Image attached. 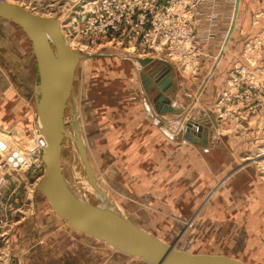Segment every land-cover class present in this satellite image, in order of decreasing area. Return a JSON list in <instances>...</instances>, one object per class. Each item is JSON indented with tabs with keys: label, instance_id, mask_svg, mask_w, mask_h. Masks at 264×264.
<instances>
[{
	"label": "rangeland",
	"instance_id": "rangeland-1",
	"mask_svg": "<svg viewBox=\"0 0 264 264\" xmlns=\"http://www.w3.org/2000/svg\"><path fill=\"white\" fill-rule=\"evenodd\" d=\"M4 1L25 7L37 15L54 18L60 26H65L76 11L81 10L78 5L91 0ZM219 2L224 4L222 10H214L207 24L209 39L199 41L202 55L193 58L186 66L176 56L169 57L166 49L153 58L151 65L142 68L138 62L142 57L138 52L124 46L106 42L94 47H80L72 43L74 50L80 53V60L64 115L61 174L71 194L88 207L117 215L138 228H145L138 220L141 216L138 205L129 201L123 191L107 182V177L100 173L102 164L99 168L98 153L91 150V136L86 135L91 121L88 107L94 100L98 107L107 109L108 102L125 94V89L132 90L134 82L140 84V76L147 69L158 63L170 65L189 79L202 80V92L211 91L208 110L216 113L215 118L216 115L218 118L217 127L211 126L215 129L212 131L215 132L212 147L218 148L216 152L219 155L223 151L222 157L228 160H219H226L230 168L222 173L221 179L213 178L211 189L197 202L194 214L180 217L176 222L178 225L171 230L146 232L192 254L224 255L243 264H264V202L258 209L251 196L244 194L240 198L244 208L242 215V205L231 185L232 177L242 171V175L253 176L256 183L246 184L245 193L258 184L264 199V0ZM1 23L18 27L8 20L0 19ZM28 43L32 47L29 39ZM0 44L7 45L0 50V164H8L3 172L5 179L0 208L5 212L7 223L4 232L9 239L7 245L0 247V259L4 263L13 261V264H21L13 250L26 245L32 235L31 222L42 221L45 220L44 215H52L69 225L54 214L48 200L36 190L37 181L41 178L35 162L38 149L28 139L36 118L31 99L33 84L28 90L31 79L19 71V60L13 63L11 57L12 53L16 57L20 52L16 49L15 53L11 49L7 32L1 26ZM53 49L55 51L54 46ZM35 82L37 89V69ZM198 88L196 86L194 91L198 93L196 96L191 92L185 93L193 99V105L199 99ZM173 103L171 101L170 106L176 111L178 106L173 107ZM163 115H171L162 125L169 137L185 132L187 122L184 125L177 122V125L173 120L169 121L172 113ZM173 123L176 127L170 133L166 126H175ZM12 151L13 159L10 156ZM125 208L138 214L136 217L126 214ZM236 209L240 211L239 217L235 214Z\"/></svg>",
	"mask_w": 264,
	"mask_h": 264
},
{
	"label": "crops",
	"instance_id": "crops-1",
	"mask_svg": "<svg viewBox=\"0 0 264 264\" xmlns=\"http://www.w3.org/2000/svg\"><path fill=\"white\" fill-rule=\"evenodd\" d=\"M0 26L7 32L11 49L15 53L16 49L20 52L16 57L12 53L11 57L13 63L19 60V71L31 79V82L28 81V90L33 84L31 99L36 112L33 122L36 123L37 67L33 49L18 27L9 23H1ZM5 46L7 45L0 44V50ZM169 70L173 72L174 89L170 98L178 106L169 121L184 125L192 119L198 121L209 118L211 111L208 107L212 94L208 90L201 91L202 80L189 79L179 74L174 67ZM196 86L199 87V99L193 105V99L188 98L185 93L191 92L196 96ZM124 92L125 94L108 102L107 109L98 107L94 100L88 107L91 121L86 135L91 136V150L98 153V167L101 168L102 164L100 173L107 177V182L116 185L129 201L138 205L141 214L139 223L145 225V228L139 229L145 232L171 230L174 225H178L180 217L196 211L197 202L211 189L213 178L221 179L224 176L222 173L229 170L230 164L226 161L228 158L222 157L223 151L219 155L216 152L218 148L212 147L215 139V132L212 131L215 129L211 124L207 146L185 140L183 131L174 138L169 137L162 125L165 118L171 115L165 116L155 109L153 96L146 94L141 82L137 85L134 82L132 90L125 89ZM216 120L218 121L217 115ZM175 127L176 125L166 126L170 133H173ZM241 173L242 171L232 177L231 188L240 200L243 215L241 196H251L258 209L264 199L258 184L245 193L246 184L256 183L253 176ZM125 213L133 217L138 214L131 209H126ZM235 214L239 217L240 211L236 209ZM210 215L214 213L210 212ZM44 218L45 220L30 223L32 235L26 245L13 250L21 264H147L137 257L113 249L103 241L73 231L52 215H44ZM168 225L171 227H167Z\"/></svg>",
	"mask_w": 264,
	"mask_h": 264
},
{
	"label": "water",
	"instance_id": "water-1",
	"mask_svg": "<svg viewBox=\"0 0 264 264\" xmlns=\"http://www.w3.org/2000/svg\"><path fill=\"white\" fill-rule=\"evenodd\" d=\"M0 19L16 24L29 39L34 51L39 78L37 113L46 139L42 154L44 172L37 181L36 190L47 198L54 213L67 221L72 229L103 241L121 253L139 257L147 264H243L224 255L192 254L178 250L173 244H167L117 215L79 204L63 180L60 153L65 110L80 54L68 46L54 18L40 16L25 7L0 0ZM57 54L62 61L59 66ZM138 62L145 68L153 63V59H139ZM169 69V65L158 63L140 76L143 90L148 96H153L155 109L161 114L175 111L170 106V93L174 89ZM209 124L217 127L214 113H210L208 119L188 121L185 140L207 145Z\"/></svg>",
	"mask_w": 264,
	"mask_h": 264
},
{
	"label": "built area",
	"instance_id": "built-area-1",
	"mask_svg": "<svg viewBox=\"0 0 264 264\" xmlns=\"http://www.w3.org/2000/svg\"><path fill=\"white\" fill-rule=\"evenodd\" d=\"M87 5L88 9H84ZM223 5L219 0H91L76 11L70 22L61 26V31L68 44L75 42L80 47H94L107 42L135 50L142 59L156 58L166 49L169 57L176 56L186 66L202 55L199 41L209 39L207 24L213 11L220 12ZM28 139L33 145L37 144L35 162L40 177L44 172L41 157L46 144L33 130ZM10 156L13 159V151ZM7 167L8 164H0V199L3 172ZM6 223L5 212L0 208V247L9 242L4 232ZM0 264H13V261L4 263L0 259Z\"/></svg>",
	"mask_w": 264,
	"mask_h": 264
},
{
	"label": "bare ground",
	"instance_id": "bare-ground-1",
	"mask_svg": "<svg viewBox=\"0 0 264 264\" xmlns=\"http://www.w3.org/2000/svg\"><path fill=\"white\" fill-rule=\"evenodd\" d=\"M82 4H79L78 6H85L86 5V3H88V1H83V2H81ZM60 29H61V26H60ZM63 35V34H62ZM64 38V37H63ZM49 39H50V41L51 42H53V39L51 38V36L49 35ZM68 44V43H67ZM73 45L74 44H72V43H70V44H68V46L71 48V49H74V47H73ZM80 54V53H79ZM59 54H57L56 56H57V64H58V66L59 65H61L62 64V61L60 60V58H59V56H58ZM152 59H153V56L151 57ZM36 96H37V94H36ZM37 101H38V96H37ZM188 122V121H187ZM31 130H33V131H36L37 132V134H39V136H41V138H43L44 139V141H45V144H46V139H45V137H44V135L42 134V126H41V124L39 123V119H38V113H37V122H36V127H34L33 126V128H31L30 130H29V132L31 131ZM207 137H209V133H208V135H207ZM207 141H208V138H207ZM207 144H208V142H207ZM34 145H37V144H34ZM204 146H207V145H204ZM46 147V146H45ZM62 148V147H61ZM44 149L45 148H43V150H42V154H43V152H44ZM61 154V153H60ZM42 158V157H41ZM42 162H43V160H42ZM39 192H41V191H39ZM42 193V192H41ZM43 194V193H42ZM72 196L75 198V199H77L73 194H72ZM45 197V196H44ZM46 198V197H45ZM47 199V198H46ZM77 201H79L80 203L79 204H81L82 202L79 200V199H77ZM49 202V201H48ZM50 204V203H49ZM83 205H86V204H84V203H82ZM81 204V205H82ZM82 205V206H83ZM87 206V205H86ZM52 209V208H51ZM54 212V211H53ZM55 214V213H54ZM56 215V214H55ZM57 216V215H56ZM58 217V216H57ZM60 218V217H59ZM60 219H62V218H60ZM63 221H65L64 219H62ZM66 223H67V221H65ZM68 224V223H67ZM70 227V226H69ZM71 228V227H70ZM74 230V229H73ZM74 231H76V230H74ZM78 232V231H77ZM83 234V233H82ZM86 235V234H85ZM151 235V234H150ZM87 236H89V235H87ZM153 236V235H152ZM89 237H91V236H89ZM155 237V236H154ZM157 238V237H156ZM111 247V246H110ZM134 257V256H133ZM137 258H139V257H137ZM140 259V258H139ZM142 260V259H141ZM143 261V260H142Z\"/></svg>",
	"mask_w": 264,
	"mask_h": 264
}]
</instances>
